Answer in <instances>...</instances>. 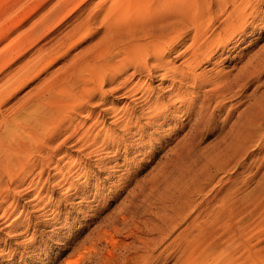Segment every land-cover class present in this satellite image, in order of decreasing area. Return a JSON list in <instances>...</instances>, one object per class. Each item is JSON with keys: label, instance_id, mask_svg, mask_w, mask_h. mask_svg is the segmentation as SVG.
Returning a JSON list of instances; mask_svg holds the SVG:
<instances>
[{"label": "rangeland", "instance_id": "374dc122", "mask_svg": "<svg viewBox=\"0 0 264 264\" xmlns=\"http://www.w3.org/2000/svg\"><path fill=\"white\" fill-rule=\"evenodd\" d=\"M58 1L0 0V57L13 50L0 60V91L10 87L0 132L27 135L46 86L87 73L96 51L131 41L124 32L120 43L105 39V12L88 20L103 0H86L17 47ZM242 1H251L246 27L225 30L222 18L198 41L209 51L198 63L189 32L163 66L148 61L150 71L125 86L136 68L123 67L119 80L92 85L66 108L62 134L39 137L33 175L5 180L0 191V264H264V0ZM216 33L223 39L212 44ZM48 37L42 65L8 81L42 60L35 50ZM253 68L261 75L250 80Z\"/></svg>", "mask_w": 264, "mask_h": 264}, {"label": "bare ground", "instance_id": "6f19581e", "mask_svg": "<svg viewBox=\"0 0 264 264\" xmlns=\"http://www.w3.org/2000/svg\"><path fill=\"white\" fill-rule=\"evenodd\" d=\"M85 1L86 0H60L58 1L56 6L52 9L51 13H49L50 15L49 16L47 15L48 17L46 18L44 17L45 18L44 22L40 24L39 26L36 25V27L32 31H30L29 34L23 37L21 41L18 42L17 47L19 46L22 47L27 42H34L35 41L34 37H36V34L39 30L44 29V26L45 27L49 26V24L52 21L57 20V18H60V16L65 15L67 12L72 11L74 8L77 9ZM109 2L111 4L108 6ZM250 2L247 3L246 1H242V0H103L102 2H100V4L96 5L95 7L96 10L90 12L89 15L87 13V15L89 16L88 20L91 19L90 18L91 16H97L101 14L102 12H105L106 14L105 20H106L107 27L106 26L104 27L106 28V31L110 33V34H106L105 39L106 37L111 35L109 40L113 39V41H115V39L118 38L117 35L119 36L118 33L124 32V33H128L131 36V41L125 42V45H117L120 47V49L118 47V51L116 53L110 54L107 50L109 48H105L106 50L105 49L99 50L98 52L96 51L95 54L92 53L93 57L91 58L90 61H88L90 62L91 67L89 68L90 70L87 73L80 72L81 70L80 69L79 70L80 73L75 78H72L71 80L69 79V81H66L64 84H61L63 81L60 80L59 81L60 83L58 86L53 87L52 84L49 86H46L44 89V93L42 92L43 93L42 98L44 100H43V103H41L42 105L40 107V110L35 114L34 118H32L29 123L27 122L28 126H26V128L27 127L29 128L28 129L29 133L27 135L26 134L24 135L23 133H20L21 135L14 134L12 133L13 130L11 132H9L8 130H5L4 132H0V191L3 188V183L5 180L20 181L22 179L23 181L28 176L33 175V166L32 167L30 166L31 165L30 157L34 153L37 154L38 152L39 154L38 145L39 143L42 144L40 140L41 139L43 140L44 137L51 138V136L55 138V137H58L60 134H62L60 133V129H61L60 127L61 125L65 124V122H67L66 121L67 118L65 116L66 108L68 109L69 106L71 107L73 102L77 103L76 101H80V100L83 101V98L85 99V97L82 98V96L85 95L87 92H89L88 91L89 87H91L92 85H96V84L98 86H102L107 82L119 80L118 79L119 75L117 73H119V71L123 67H126V66L135 67L137 71L135 70V72L130 74V76L126 74L129 76V78L126 79V76H125V80L122 79L124 80V83H123L124 86L127 84V82L130 79H132L137 74H141L143 72L146 73V71H150L148 61L151 62L152 60L154 61V63L156 61L157 64L155 63L156 64L155 68L163 66L164 59L167 58V56L171 54L170 52L176 51L175 50L176 41L177 40L182 41L188 38L186 34H189V32L195 33V36H194L195 38L192 36L194 40L193 41L191 40L193 43L191 42L192 43L191 46H188L193 52V54L191 53L192 59H190V61L198 63L199 62L198 59L199 57H201V55L203 56V54L209 53V51L205 48L207 47L205 43H202L197 47V44L201 43L202 42L201 40L207 36L206 33L208 32V30L210 31V29H212L215 26V24L219 22L222 18H224V20L222 21L220 28L223 27L225 30H227L228 28L230 29L232 27L234 28L235 27L234 25H238L239 28H242L243 25H245L246 23V19H248L247 14L249 13L248 9L250 8L249 6V4H251ZM105 7L107 9H105ZM79 8H81V6ZM254 9H252V11ZM107 20L109 21L107 22ZM100 23L101 22H99V25ZM104 25H105V22H104ZM77 26L75 28H77ZM80 26H82V24H80L79 27ZM83 27L87 29L86 25L84 24L82 26V29L84 30ZM88 28L90 27L88 26ZM105 28H103V30H105ZM90 29L92 30V27ZM91 30L89 31L90 33H91ZM48 31H49V28H48ZM80 31L81 29H78V32ZM84 32L88 33V30L86 31L84 30ZM111 32L113 33L111 34ZM139 32L140 33L143 32V34L141 35V37L138 38L137 36ZM39 33L41 32L39 31ZM236 33H233V34H236ZM75 34L77 36V33L74 31V35ZM220 34L216 33V36L214 38L211 36L213 39L211 40L212 42L211 41L210 42L214 44L215 41H221L223 38L219 40ZM74 35L72 33L70 36H68L67 41L72 40L75 37ZM51 38L48 37L47 40H51ZM52 39L53 40L51 41H48V42L46 41L47 43L45 42L43 46H40L37 50H35V53L39 54V58L41 59L44 58L43 57L44 55L42 54L45 52V50L47 51L48 49H50V47L53 46V45L48 46V44L50 45L54 41V38ZM119 40L120 39H117V42ZM113 41H112V44H113ZM63 42H64L63 40L57 41L58 45H56V47L51 48V50H49L48 52L51 51L50 53L52 54L53 52L56 53L63 46ZM208 42L209 41H207V43ZM103 43L105 42L103 41ZM224 43H222L223 46H224ZM114 45L115 47H117L116 43ZM211 47L210 49H212ZM9 50L13 51L12 49H9ZM11 51H8V50L6 52L3 51L4 53L0 57L1 58L0 60L5 61L7 58V55H9ZM209 57L210 56L208 55L206 58H209ZM203 59L206 60L205 58ZM43 60L44 59H42L41 61L33 62L34 65L32 66V69H31V66H29L28 64H25L19 69L16 75H13L12 77L10 76L8 81L13 80L14 85H16L20 80H23L26 78L28 79L29 76L36 70V68L37 67L39 68L38 64H40ZM0 64H2V62H0ZM82 69L84 68L82 67ZM151 72L153 73V70ZM10 74H12V71L7 72V75H10ZM259 74L261 75V72L258 69L253 68L252 70L248 71V76H249L248 78L250 79L254 77H260ZM123 75H125L124 72L122 76ZM185 75L187 76V74ZM192 77H194V75ZM9 89L10 87L7 90L0 91V108L2 104L5 102V101L3 102V100L9 96V93H10ZM55 89L57 90L55 91ZM103 103L104 102L102 101V104ZM2 123L5 124V128L8 127L7 126L8 122L5 117H3ZM9 123H12V122H9ZM67 132L69 133V130ZM73 135H69L68 137H66V139L63 141V144H66L67 142L71 141V139L74 138V137L72 138ZM41 136L43 137L40 139L39 137ZM44 146H47V145H44ZM34 162L37 163L36 161ZM200 262L201 261H198L196 264H201Z\"/></svg>", "mask_w": 264, "mask_h": 264}]
</instances>
